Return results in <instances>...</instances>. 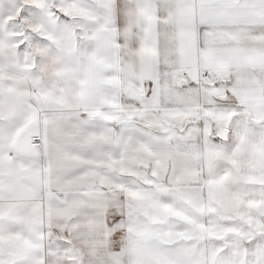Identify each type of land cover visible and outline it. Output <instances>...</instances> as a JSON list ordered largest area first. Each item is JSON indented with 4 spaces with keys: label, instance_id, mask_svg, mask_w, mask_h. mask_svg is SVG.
<instances>
[{
    "label": "snow or ice",
    "instance_id": "snow-or-ice-1",
    "mask_svg": "<svg viewBox=\"0 0 264 264\" xmlns=\"http://www.w3.org/2000/svg\"><path fill=\"white\" fill-rule=\"evenodd\" d=\"M0 264H264V0H0Z\"/></svg>",
    "mask_w": 264,
    "mask_h": 264
}]
</instances>
